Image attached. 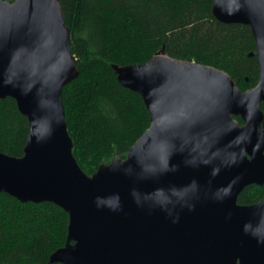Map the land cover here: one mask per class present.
<instances>
[{
	"label": "water",
	"instance_id": "1",
	"mask_svg": "<svg viewBox=\"0 0 264 264\" xmlns=\"http://www.w3.org/2000/svg\"><path fill=\"white\" fill-rule=\"evenodd\" d=\"M212 14L250 28L256 86L242 92L221 70L161 53L116 67L150 125L124 159L87 176L64 118L78 70L59 2L0 0V100L28 123L23 156L0 153V193L68 215L47 264H264V197L237 203L264 185V0H213Z\"/></svg>",
	"mask_w": 264,
	"mask_h": 264
},
{
	"label": "trees",
	"instance_id": "2",
	"mask_svg": "<svg viewBox=\"0 0 264 264\" xmlns=\"http://www.w3.org/2000/svg\"><path fill=\"white\" fill-rule=\"evenodd\" d=\"M58 2L78 70L62 89L64 118L73 157L87 176L116 157L124 159L150 125L141 97L118 83L116 67L143 64L161 53L221 70L242 92L257 84L250 28L218 22L213 0ZM27 136V120L14 100H0V153L22 157ZM263 197L264 185H250L237 203L250 206ZM67 227L68 215L58 206L22 204L0 193V264H47L65 246Z\"/></svg>",
	"mask_w": 264,
	"mask_h": 264
},
{
	"label": "flooded vegetation",
	"instance_id": "3",
	"mask_svg": "<svg viewBox=\"0 0 264 264\" xmlns=\"http://www.w3.org/2000/svg\"><path fill=\"white\" fill-rule=\"evenodd\" d=\"M263 111V110H262ZM239 118V117H238ZM238 122V121H237ZM238 124L240 125V126H242L244 123L242 122V120H241V122H238ZM263 186V185H262Z\"/></svg>",
	"mask_w": 264,
	"mask_h": 264
}]
</instances>
